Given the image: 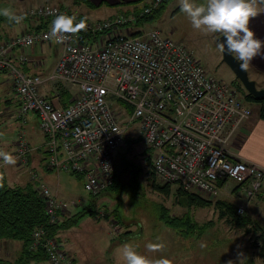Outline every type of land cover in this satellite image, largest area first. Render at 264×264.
<instances>
[{
	"label": "built area",
	"instance_id": "obj_1",
	"mask_svg": "<svg viewBox=\"0 0 264 264\" xmlns=\"http://www.w3.org/2000/svg\"><path fill=\"white\" fill-rule=\"evenodd\" d=\"M162 1L148 0L137 14L86 20L87 31L69 35L62 43L47 38L50 26L1 41L0 70L9 74L16 92L17 118L24 119L29 112L37 116L46 136V166L82 174L84 188L94 198L111 184L116 149L123 144L126 128L136 122L142 142L151 151L150 167L159 182L214 197L219 182L231 179L253 200L258 192L264 194V167L241 159L233 148L251 116L239 88L205 69L184 43L162 35L159 29L143 32L133 25L138 15L151 12ZM61 13L82 19L52 4L27 10L29 17L41 22ZM49 41L60 47L53 69L46 78L25 73L19 66L28 61L23 48ZM44 81L76 86L78 92L67 106L57 107L41 95ZM116 101L128 107L127 115L115 109L112 103ZM15 145L14 156L21 161L32 150L24 133ZM39 187H43L47 224L57 223L68 204L51 196L44 184L37 191ZM236 212L243 213V208ZM44 228L41 225L32 232V246L44 243L50 264H72L55 244L50 245L53 237L41 239Z\"/></svg>",
	"mask_w": 264,
	"mask_h": 264
},
{
	"label": "rangeland",
	"instance_id": "obj_2",
	"mask_svg": "<svg viewBox=\"0 0 264 264\" xmlns=\"http://www.w3.org/2000/svg\"><path fill=\"white\" fill-rule=\"evenodd\" d=\"M194 2L199 4L202 0H194ZM31 5L33 4L30 1L6 3L5 0H0V9L10 8L18 15L25 14ZM125 6L119 9L107 7L106 5L97 7L82 5L77 10L71 7V11L77 15L80 13L82 19L95 22L126 10L131 9L133 11L131 5ZM1 18L7 20L2 15H0ZM27 19L31 20L30 17H27ZM22 22H25V19ZM51 22L52 20L49 23L50 27ZM2 23L0 22V24ZM18 26L14 23L12 27H7L6 34L17 31ZM154 28L159 29L162 35L184 43L210 73L226 83L235 84L238 88L242 85L239 84L241 83L239 80H236L237 78L230 67L222 60V53L216 43L218 35L205 34L194 29L189 18L180 10L179 0H166L155 10V17L139 29L146 32ZM248 75L252 80L254 78L259 80L260 83H256L258 88H261V84L264 85L263 77L256 76L253 73ZM6 76L10 80L9 74L5 75L3 73L0 74V79H6ZM241 94L243 96V93ZM245 103L251 109V115L253 110L259 111L257 103L249 101H245ZM112 104L116 106L115 109L118 107L125 115L129 113V109L124 103L116 101ZM15 109L14 106L13 110L6 108L10 111L9 114L13 111V116L1 117L0 115V151L14 155L12 148L18 135L24 133L26 141L32 148V153L29 165L16 163L5 168L8 181L14 180V174H18L20 179L23 180L28 179L30 173L31 175L35 173L38 179H41L44 188L49 189L51 196H56L60 201L68 204V210L63 211L64 214L60 215L59 221L61 217L66 219L71 216L74 212L72 209L80 206L81 203L85 205L91 201L90 203L93 204L92 206L96 210L97 219L89 216L83 217L77 226L62 230L64 235L59 236V239V237H56V232L53 235L49 233V227H47L50 226L47 224L49 218L46 213V204L43 201L46 218L44 225L46 227L41 234V239L47 240L50 239L48 236L53 237L55 241L53 243L49 241L50 245L53 244L54 246L55 244L60 252L70 258L72 264H75V262L71 257L76 258L77 264H123L122 249L126 243L131 244L138 253L150 260L166 258L169 264H242L245 257L247 260L251 256L257 262L260 256L254 249L257 243L256 234L229 225L225 218L220 217V212L216 206V200L226 198L224 200L227 203L243 208V213H237L238 215H254L253 211L248 213L247 203L250 201L246 199L241 191L230 192L231 188L236 186V181L227 180L214 197H208L196 191L203 198L211 200V203L206 206L184 202L179 204L176 194L178 184L159 182L156 179L162 186L168 185L166 194L154 190L151 186L152 180L149 179L150 165L147 162V159L151 157V151L142 140L136 137L133 141H129L130 144L125 142L118 149L117 156L114 158V174L116 173L117 176V186H112V190L109 192H102L95 199H91L92 197L84 188V177L82 175L53 170L51 172L47 171L49 172L47 179L42 176L41 173L45 170V160L41 159L44 155L42 153L44 133L39 127V122L34 113L29 112L24 119H18ZM126 130L138 133V124L136 122L131 123ZM119 153L120 155H118ZM35 169L37 172H32ZM137 171H140L138 176H136ZM132 175L134 176L133 179ZM12 185L15 184L12 183ZM110 185H114V180L111 181ZM135 187L137 188L134 189ZM42 189L43 187H39L37 192L40 198H43L41 195ZM83 200L85 202H82ZM71 201L75 202V206L70 205ZM113 210L117 211L115 212L117 213L116 217L112 212ZM256 212L261 218H264L259 211ZM168 214L171 217H180L195 223L193 236H191V233L187 237L184 235V225L176 228L163 223L160 216L168 217ZM52 218L53 216L50 217V222ZM114 223L115 225H113ZM157 242L165 244V249L162 252L147 249V244ZM35 246L43 250L46 256L45 260L49 262L47 264H50L44 243L39 241ZM23 261L26 264L25 259ZM20 262L21 260L18 264Z\"/></svg>",
	"mask_w": 264,
	"mask_h": 264
},
{
	"label": "crops",
	"instance_id": "obj_3",
	"mask_svg": "<svg viewBox=\"0 0 264 264\" xmlns=\"http://www.w3.org/2000/svg\"><path fill=\"white\" fill-rule=\"evenodd\" d=\"M12 1L14 3L15 2L16 3H24L26 1H30L31 4H33V5H31V7L35 6V5L37 6V5H40L43 3L44 4H52V5L60 7V8H67L72 13L71 7L73 9L77 10V8L78 7L80 8V6H82V5H85L88 7H97V6L106 5L107 7L120 9V8L126 7L125 5H128V3L133 2L135 0H87L90 3V5H88L87 3L82 2L80 0H12ZM12 1L11 0H5L6 3H9ZM50 2H53V3H50ZM260 7L264 8V5H260ZM26 13H27V11L25 12V14ZM72 14H75V13H72ZM75 15H77V14H75ZM78 15L81 17L80 13ZM27 20L25 19V22L18 24L19 29L17 31H15L11 34H6L7 27H12L14 24L11 26L10 25L11 23L8 20H4L1 18L0 22H3V23L0 24V42L5 40L8 37L15 36L19 33H22L23 31L34 30L40 24H42V26H44V24H46L47 26L50 25L49 24L50 21H48V22L42 21L41 22V21L35 20V18L28 20V21ZM249 27L255 33V36L258 39L264 41V12H261L260 14H258L254 18H251ZM217 35L219 36V34H216V36ZM15 52H17V51H15ZM23 52L26 53V55L28 56V61L24 64H19L20 68L27 74L40 75L42 78H46V76L53 69V67H54V65H55V63L59 57L60 47L57 44H55L54 42L49 41V42H45V43H41V44H35L33 46H30V47H25V48H23ZM247 70H248V74L253 73L256 76L264 78V48H262L261 54L257 55L251 61ZM2 73L6 75V72L4 70H0V74H2ZM254 80L257 84L260 83L259 80H257L256 78H254ZM261 82L263 83V81H261ZM261 88H264V85L261 84ZM76 92H78V88L76 86H69V85L63 84L62 82H59V81H54V82L44 81L40 85L41 95L46 97L48 100H50L57 107L67 106L71 102V100H72V98ZM0 93H1L0 94V101H1V106H2V109L0 110L1 117L13 116V111L9 114L10 111L6 110V108H8V109L11 108L13 110V106L16 107L15 110H16V114H17V110L19 109V101H18V98L16 96V92L14 91L12 84H11L10 80H8L7 76H6V79H0ZM243 100L246 101V99H243ZM36 118H37V116H36ZM37 121H38V118H37ZM123 123H124V121H123ZM240 131H241V133L238 134V136L235 138V140L233 142L234 143V145H233L234 151L238 154V156L241 159L248 161V162L256 163L259 166L264 167V119L259 116V111L253 110L250 119L245 124V126L243 128H241ZM136 137L139 138V140H141L140 135H139V131H138V133H134L133 131L128 132L126 130L125 134H124L123 144L125 142L130 144L129 141H133L134 138H136ZM45 141H46V136L44 135V147L42 149V153L44 155H42L41 159L45 160V163H44L45 170L41 174H42V176H44L47 179V176L49 173L47 171L51 172L53 170L51 168H49L48 166H46V162H47V158H48V152L46 150ZM15 144H16V142H15ZM123 144H121L116 149L115 156H117V151L121 146H123ZM28 145H29V143H28ZM37 150H39V149H37ZM12 153L15 155L16 145H14V147L12 148ZM31 153L32 152L30 151L28 153L27 157L22 161L17 159V163L22 164V165L23 164L29 165L30 159H31ZM118 155H120V153ZM59 156H60V158H62L63 153L59 152ZM115 156H114V158H115ZM8 166L9 165H7V166L3 165L2 161H0V168H2L4 170L8 185L24 187L27 184H31L33 188L37 189V186L41 183V179H38V177L35 173H33V175H31V173H30L28 179H23V180L20 179V176L18 174L17 175L14 174V176H15L14 180L8 181V176H7V173L5 171V168H7ZM12 170L16 171L15 169H12ZM151 171H152V169H151ZM32 172H37V170L35 169ZM68 173H72V174H76V175H82V174H77L74 172H68ZM226 181L227 180L219 182L220 189L223 187V185L225 184ZM16 182H19V183L17 184ZM12 183H14L15 185H12ZM240 191H241V189H240L238 183L236 184V186H234L230 190V192H232V193H236V192H240ZM91 199H95V198L92 197ZM224 199H226V198H220L218 200L227 202ZM248 201H250L247 203L248 213L253 211L254 215L245 214L244 216H248L250 221H251V225L250 224L248 225V226H251L250 232L258 235L259 230L255 227V224L259 225V227L264 231V218H261L256 211H259L264 216V194L262 192H258L256 194V197L253 200H248ZM82 202H85V201L83 200ZM90 202L88 204H85V205H83L81 203L80 206L73 208L72 210L74 212H72L71 216H69V217H72L75 213L80 211L83 207H87L89 204H91ZM241 206H243V205H241ZM235 207L237 209L240 206L237 207L235 205ZM85 216H89V217L97 219L96 216H94V215L92 216V215L88 214ZM85 216H83V217H85ZM82 218H80L78 221H76V223H74V225H70L67 227L62 226V228L56 229V231H55L56 237L58 238L59 236L64 235L62 230H66V229H69L71 227L77 226ZM63 220H64V217H61L60 221L62 222ZM240 230H244V228H242ZM59 239H60V237H59ZM23 247H24L23 242L20 240H17V239H1L0 240V264H18V262L20 260L23 261L24 260V257L22 254ZM32 248L34 249L35 247H32ZM254 249L259 254L258 248H254ZM71 258L74 260L75 264H77L76 258H74V257H71ZM259 259H260V257L258 258V260L256 262L255 259L253 260L252 256L247 258V260L245 257V259L242 261V264H258V263H261V259L260 260ZM44 263L47 264L48 262H46V260L35 261L32 259H27V264H44Z\"/></svg>",
	"mask_w": 264,
	"mask_h": 264
},
{
	"label": "trees",
	"instance_id": "obj_4",
	"mask_svg": "<svg viewBox=\"0 0 264 264\" xmlns=\"http://www.w3.org/2000/svg\"><path fill=\"white\" fill-rule=\"evenodd\" d=\"M82 2L87 3L90 5V3L87 0H80ZM166 0H163L160 5H162ZM147 0H135L133 2L128 3V5L132 6L133 11H136V14L138 11L142 10V7L146 5ZM159 5V6H160ZM158 6V7H159ZM157 7V8H158ZM153 9L149 13H144L143 15H138L137 19L133 22V24L140 28L143 24L150 21L153 17H155V10ZM132 12V10H126L122 13H129ZM25 19L29 17L26 14ZM31 18V17H30ZM34 19V18H31ZM36 20V19H35ZM14 23H11L12 26ZM47 25L42 24L38 25L36 27H46ZM137 32V31H136ZM135 32V33H136ZM238 81V79H236ZM241 84V83H239ZM241 93H243L244 98L246 101L249 102H255L259 105V116L264 119V98H254L251 96L247 91L241 86H239ZM151 157L147 159L148 164L150 165ZM139 175L140 171H137ZM135 174V173H133ZM0 175L3 176V180L0 181L3 183V187H0V240L1 239H17L23 242V257L27 264V259H32L35 261H43L45 260L46 256L41 248L35 247L32 248V232L37 228L38 226L44 225L45 223V212H44V202L42 198L39 197L37 194V189L33 188L31 184H27L24 187L21 186H10L7 184V179L5 177L4 170L0 168ZM132 175V179H133ZM149 179L152 180L151 186L154 190L166 194L168 185L162 186L156 181V178L151 171V168L149 170ZM113 180L114 185H109L108 188L105 190V192H109L112 190V186L116 187V180L117 176L116 173L113 174ZM134 181V180H132ZM135 187L134 189H136ZM104 192V193H105ZM176 194H177V202L179 204H182L183 202L186 204H195L198 206H206L210 204L211 200H208L206 198H203L198 193L191 192V191H184L180 187L176 188ZM93 204H89L87 207H83L80 211L75 213L72 217H68L64 219L62 222L58 221L56 224H51L49 227V233L54 234L56 229L62 228V226H70L74 225L76 221H78L80 218H82L85 215H94L96 216V210L92 206ZM216 206L220 212V217L225 218L226 222L229 225L235 226L237 228H244L245 232L251 231V221L248 216L244 215H238L236 213V207L235 205L229 204L227 202L216 200ZM117 216L116 210L112 211ZM107 216V215H106ZM119 217V216H118ZM162 218L163 223H165L167 226L171 227H185L184 229V235L187 237L189 233L192 234L195 232L194 227L195 223H192L191 221H188L187 219L180 218V217H171L168 214V217H162L160 216V219ZM49 225V224H48ZM53 225V226H52ZM46 227V225H45ZM248 227V228H246ZM255 227L259 230L257 236V243L255 245L256 248H258L259 256L261 259L262 264H264V231L259 227V225L255 224ZM181 231V230H180ZM19 264H24V261H21Z\"/></svg>",
	"mask_w": 264,
	"mask_h": 264
},
{
	"label": "clouds",
	"instance_id": "obj_5",
	"mask_svg": "<svg viewBox=\"0 0 264 264\" xmlns=\"http://www.w3.org/2000/svg\"><path fill=\"white\" fill-rule=\"evenodd\" d=\"M180 10L189 18L194 29L205 34H219L225 37L219 43L221 53L232 55L239 62L242 71H247L251 61L261 54L264 41L258 39L249 27L250 19L256 17L264 8V0H202L197 4L194 0H179ZM0 15L10 23L21 24L26 18L24 14H16L10 8L0 9ZM87 31L86 19L77 21L76 16L58 14L51 22L47 38L56 43L64 42L69 35H78ZM3 165H15L17 158L9 152L0 151ZM3 176L0 175V181ZM0 187L3 183L0 182ZM149 251H163V242L147 244ZM123 264H169L166 258L150 260L138 253L131 244L122 249Z\"/></svg>",
	"mask_w": 264,
	"mask_h": 264
},
{
	"label": "water",
	"instance_id": "obj_6",
	"mask_svg": "<svg viewBox=\"0 0 264 264\" xmlns=\"http://www.w3.org/2000/svg\"><path fill=\"white\" fill-rule=\"evenodd\" d=\"M225 37L218 36L216 43L224 42ZM222 60L230 67L235 77L241 82L247 93L254 98H264V88H258L256 82L249 78L248 71H242L239 67V62L230 54L222 53Z\"/></svg>",
	"mask_w": 264,
	"mask_h": 264
}]
</instances>
